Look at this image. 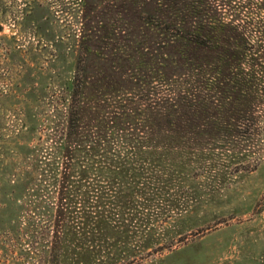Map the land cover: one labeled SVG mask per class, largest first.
Returning a JSON list of instances; mask_svg holds the SVG:
<instances>
[{
  "label": "trees",
  "instance_id": "1",
  "mask_svg": "<svg viewBox=\"0 0 264 264\" xmlns=\"http://www.w3.org/2000/svg\"><path fill=\"white\" fill-rule=\"evenodd\" d=\"M83 5L68 96L44 102L21 177L39 214L25 231L40 220L55 259L83 258L103 227L119 230L134 209L157 206L164 186L150 183L160 165L196 169L214 149L253 142V111L264 101V0Z\"/></svg>",
  "mask_w": 264,
  "mask_h": 264
},
{
  "label": "rangeland",
  "instance_id": "2",
  "mask_svg": "<svg viewBox=\"0 0 264 264\" xmlns=\"http://www.w3.org/2000/svg\"><path fill=\"white\" fill-rule=\"evenodd\" d=\"M83 3L0 0V264H264V101L253 111V142L214 149L196 169L160 165L150 183L164 186L157 206L134 209L132 223L117 227L122 232L103 227L89 258L80 249L83 258L55 259L40 220L33 235L25 231L27 217L39 214L22 184L24 154L38 142L33 130L49 108L44 102L68 96ZM131 211H124L127 221Z\"/></svg>",
  "mask_w": 264,
  "mask_h": 264
}]
</instances>
